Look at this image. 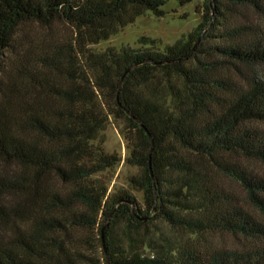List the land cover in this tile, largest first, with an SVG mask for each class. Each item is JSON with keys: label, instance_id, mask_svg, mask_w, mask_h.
I'll list each match as a JSON object with an SVG mask.
<instances>
[{"label": "trees", "instance_id": "trees-1", "mask_svg": "<svg viewBox=\"0 0 264 264\" xmlns=\"http://www.w3.org/2000/svg\"><path fill=\"white\" fill-rule=\"evenodd\" d=\"M166 1L0 0V264H264V0H202L162 50L90 47ZM29 21L71 34L14 46L8 67ZM204 28L216 41L191 51ZM109 118L142 207L107 192Z\"/></svg>", "mask_w": 264, "mask_h": 264}, {"label": "rangeland", "instance_id": "rangeland-1", "mask_svg": "<svg viewBox=\"0 0 264 264\" xmlns=\"http://www.w3.org/2000/svg\"><path fill=\"white\" fill-rule=\"evenodd\" d=\"M201 4L202 0H191L183 4H178L174 0H167L162 7L164 13L161 16H154L149 11H145L134 17L130 23L121 27L116 33L90 45V47L95 50H103L110 46L118 48L121 45H128L134 48L162 50L164 45L171 44L178 38H185L200 23L202 16ZM242 11L245 19H255V15L251 10L242 9ZM243 19L244 17L239 18V20ZM43 34H46L47 40L54 37H68L71 34V28L58 23L46 28L32 21L20 24L15 40L12 43L13 47L6 51L7 58L5 63L8 64V67L10 66L11 58L15 55L13 52L15 51L14 46L18 50H22L28 45L35 49V42ZM144 41L147 42L145 43ZM200 41L202 44H206L216 40L210 38L204 40L201 36ZM118 125V121L112 118L108 119L102 131L104 142L101 147L106 152H114L120 157V161L100 173L107 179L108 193L127 190L135 196L140 207H142L141 193L128 186V178L135 173L136 167L124 161L128 150L125 139L118 131ZM253 166L257 169H263L258 163ZM207 240L210 245L214 244L216 246L233 247L238 244V239L228 233H215L207 236Z\"/></svg>", "mask_w": 264, "mask_h": 264}, {"label": "water", "instance_id": "water-1", "mask_svg": "<svg viewBox=\"0 0 264 264\" xmlns=\"http://www.w3.org/2000/svg\"><path fill=\"white\" fill-rule=\"evenodd\" d=\"M205 31H206V28L202 29L201 32L196 36V38H195V40H194V42H193V44H192L191 51H192V50L194 49V47L197 45V43L199 42V40H200L202 34H203ZM137 63H138V62H135V63H132V64L128 65V66L124 69L123 74H125V72H127V70H129L132 66L136 65ZM123 74L121 75V77H120L119 80H118V88H119V86H120V84H121V81H122V78H123ZM117 92H118V89H117ZM151 147H152V140H151V144H150V148H151ZM149 153H150V151H149ZM148 164H149V163H148ZM150 176H152L151 172H150ZM152 185H153L154 198L156 199V193H155V190H154V183H153V182H152ZM120 201H125V202L129 203V205H130V209H131V212H132V213H135V210H134V204H133L132 200H130V199H118V200L115 202V204L118 203V202H120ZM109 217H110V214H108L107 217L105 218V221H104V223H103V227L106 225V223H107Z\"/></svg>", "mask_w": 264, "mask_h": 264}]
</instances>
